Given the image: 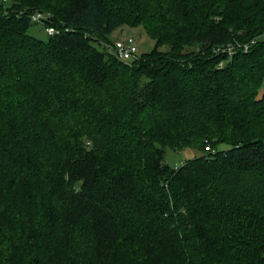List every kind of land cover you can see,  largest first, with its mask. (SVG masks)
Listing matches in <instances>:
<instances>
[{
	"label": "trees",
	"instance_id": "obj_1",
	"mask_svg": "<svg viewBox=\"0 0 264 264\" xmlns=\"http://www.w3.org/2000/svg\"><path fill=\"white\" fill-rule=\"evenodd\" d=\"M262 35L264 0H1L0 264H264Z\"/></svg>",
	"mask_w": 264,
	"mask_h": 264
},
{
	"label": "rangeland",
	"instance_id": "obj_2",
	"mask_svg": "<svg viewBox=\"0 0 264 264\" xmlns=\"http://www.w3.org/2000/svg\"><path fill=\"white\" fill-rule=\"evenodd\" d=\"M1 2V0H0ZM9 6V1H7L4 4V7ZM28 34L31 36H34L37 39L40 40H47V34L42 28L41 24H33L28 29ZM128 38H132L136 44H137V52L136 56L137 58L141 57L144 54H147L151 52L153 49H156V44L153 39L148 37L142 27H129V26H123L120 29L115 30L112 35L110 36V39L112 43L122 42L127 40ZM260 38H264V35H262ZM248 45V44H245ZM96 47H99L96 45ZM229 47V51H232L233 49ZM160 51H168V46H161L158 48ZM133 60V59H132ZM228 148L225 144H219L217 146V150H226ZM203 152L196 149H185L182 151H173L170 148H165L164 151V161L167 165L173 168H177L181 166L183 162L186 160L192 159L194 157L202 155Z\"/></svg>",
	"mask_w": 264,
	"mask_h": 264
},
{
	"label": "built area",
	"instance_id": "obj_3",
	"mask_svg": "<svg viewBox=\"0 0 264 264\" xmlns=\"http://www.w3.org/2000/svg\"><path fill=\"white\" fill-rule=\"evenodd\" d=\"M41 15H35L33 16V21L41 20ZM47 34L49 36H52L54 34H57L58 32L55 31L53 28H47L46 29ZM255 41H251L250 44L244 45V51H247L251 45H253ZM106 50H108L109 53H111L113 56H115L116 59L129 62L132 59L135 58L136 52H137V44L132 38H128L125 41L112 43V44H106L105 45ZM209 147V145H208ZM205 151H209V148L205 147Z\"/></svg>",
	"mask_w": 264,
	"mask_h": 264
}]
</instances>
